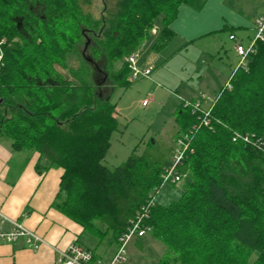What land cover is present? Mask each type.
Returning <instances> with one entry per match:
<instances>
[{
    "label": "trees",
    "instance_id": "obj_1",
    "mask_svg": "<svg viewBox=\"0 0 264 264\" xmlns=\"http://www.w3.org/2000/svg\"><path fill=\"white\" fill-rule=\"evenodd\" d=\"M207 1L116 0L95 19L83 9L91 0H0V36L7 40L0 143L39 153L38 171L41 164L63 170L53 206L91 242L118 245L131 222L147 213L143 227L166 248L157 264H264V42L233 73L232 88L219 91L208 126L181 104L177 121L185 132L177 141L188 149L176 170L187 179L178 199L157 201L175 153L163 158L154 147L143 154L137 147L116 169L103 165L119 128L112 94L130 85L128 58L159 18L157 52L173 39L180 8L199 12ZM87 31L93 54L108 64V96L97 92L98 70L76 53ZM74 55L82 63L77 68L69 62ZM236 134L250 142L234 141Z\"/></svg>",
    "mask_w": 264,
    "mask_h": 264
},
{
    "label": "rangeland",
    "instance_id": "obj_2",
    "mask_svg": "<svg viewBox=\"0 0 264 264\" xmlns=\"http://www.w3.org/2000/svg\"><path fill=\"white\" fill-rule=\"evenodd\" d=\"M115 1L91 0L90 4L83 5V9L95 19H100L114 9ZM215 1L212 2L210 11L192 14L194 20L185 18V26L190 27L197 21L200 22V27H203L201 32L212 33L194 40L191 44L181 38H175L160 51L153 50L158 32L162 28V18L157 20L156 27L150 31V37L143 42L136 54V67L142 72L150 69L151 75L134 79L130 71L127 75L130 85L127 88L118 87L112 94V101L117 104L119 128L112 135L110 150L103 160V165L108 169L114 170L119 167L137 147L138 154H143L147 147H154L163 158L170 157L176 151L177 138L183 137L185 132L184 125H179L177 121L181 104L194 101L201 103L203 109H208L217 98L219 91L232 77L233 72L238 69L241 58L237 55L236 44L242 41L245 46H249L257 31L243 27L237 29L238 27L233 25L238 22L244 23V27L253 26L257 17L264 12V0ZM219 2L221 6L218 5ZM203 18L211 22L208 23ZM233 33L237 37L236 42L230 40V35H234ZM93 38L91 32L87 31L76 53H84L90 65L97 67L99 76L96 82L100 83L97 92L102 96H108L112 88L108 77V64L93 54L92 47L95 46ZM69 62L75 68L82 64L76 55L70 57ZM184 112L187 113L188 110L184 108ZM6 150L11 157L6 163L8 175L4 182L11 185L21 173L19 169L22 165L20 154L15 153L10 144ZM25 154L32 155L30 152ZM41 165L43 168L39 171H47L43 170L46 165ZM57 168L50 167L52 170ZM1 174H4V168L0 169ZM186 180L182 179L176 186L171 182L164 184L157 194L158 203L169 205L178 199L184 190ZM137 239L139 238H135L127 247L128 257L133 251V254L141 255L135 247ZM142 242L143 245L145 244L143 254L146 257L142 254L144 259L153 256L159 258L166 249L150 232ZM104 243L103 250L107 252L113 242L106 240ZM91 245L90 248H93L96 244Z\"/></svg>",
    "mask_w": 264,
    "mask_h": 264
},
{
    "label": "crops",
    "instance_id": "obj_3",
    "mask_svg": "<svg viewBox=\"0 0 264 264\" xmlns=\"http://www.w3.org/2000/svg\"><path fill=\"white\" fill-rule=\"evenodd\" d=\"M213 1L215 0H208L205 7L199 12L188 6H182L178 17L170 26L174 33L173 39L181 38L191 44L194 40L210 34L211 32H201L203 27H200V22L198 24L196 21L192 26L188 27L185 26L184 21L185 18L194 20L192 14L196 15L207 10L210 11ZM218 5L221 6V2ZM203 19L207 20L208 23L211 22V20L206 18ZM235 24L233 26L238 27L237 29L243 27L256 30L255 24L245 27L244 23L235 22ZM207 28L206 30H208ZM8 143H0V169L4 168V174L0 175V264H59L58 260L61 253L65 252L72 244H80L84 248H90L91 244H96L95 247L90 249L95 251L97 260L103 264L110 262L117 250V243L109 246L107 252L104 251L105 243H96L95 241L93 243L88 240L79 224L54 208L53 204L59 192L63 175L61 168L52 170L49 167L45 169L47 171L40 172L37 170V164L40 160L39 153L30 152L32 155L27 156L25 154L27 151H23V153L13 150L15 153L20 154L19 159L22 166H20L19 170L21 173L11 185L4 182L8 175L6 163L11 157L6 150L9 147ZM13 223H18L38 235L44 240V244L34 249L29 247L24 237H19L13 242H8L2 238L1 236L7 235L12 231L14 228ZM145 237L137 239L135 244L141 255L133 254V251L132 255L128 257L126 264L158 263L159 258L163 254L159 258L156 256L148 258L149 260L142 258V254L145 252V244L143 245L142 240Z\"/></svg>",
    "mask_w": 264,
    "mask_h": 264
},
{
    "label": "built area",
    "instance_id": "obj_4",
    "mask_svg": "<svg viewBox=\"0 0 264 264\" xmlns=\"http://www.w3.org/2000/svg\"><path fill=\"white\" fill-rule=\"evenodd\" d=\"M255 28L257 34L252 40V42L249 44V46H245L240 42L236 44L237 55L241 58L238 68H242V67L244 68L247 65L249 56L254 52L255 44L257 42H264V12L256 19ZM154 34L157 33L154 32ZM230 40L236 42L237 37L235 35H230ZM6 44H7V40L0 36V70L5 65L4 60H5ZM128 66L130 71L132 72L134 79H138L140 76L149 77L151 75L150 69H146L144 72H142L136 67V54L128 58ZM231 79L232 77L225 85V87L228 89L232 88ZM213 103L208 109H203L201 103L199 102H191L185 105L189 106L194 113L199 114L200 116L203 115L201 119L202 124L204 126H208L210 124L209 115ZM185 139L187 138L185 137ZM240 139L243 140L244 142H250L249 136H242L240 134H236L234 137V141ZM176 144H177V149L174 154L173 165L162 176V180L164 184L168 182L177 184L182 180V178L179 176L176 170H177V166L180 164L185 152L188 149V145L186 144L184 139H179ZM151 202L153 203L154 200L152 199L150 203ZM147 216L148 214L146 213L139 220L131 222V227L128 230V232H125L119 238L117 251L114 254L112 260L105 264H126L128 262V251H127L128 245L135 238H142L146 236L149 232V228L143 227V223H142L143 218L145 219ZM13 224H14V228L12 229V231L7 235L1 236L8 242H13L17 240L19 237H24L27 240L29 247L31 248L37 249L39 248L40 245L44 244V240H42L38 235L34 234L33 232H31L30 230L26 229L24 226L18 223H13ZM58 262L59 264H103L101 261L96 260L94 258V255L89 250L77 244H72L65 252H62Z\"/></svg>",
    "mask_w": 264,
    "mask_h": 264
},
{
    "label": "flooded vegetation",
    "instance_id": "obj_5",
    "mask_svg": "<svg viewBox=\"0 0 264 264\" xmlns=\"http://www.w3.org/2000/svg\"><path fill=\"white\" fill-rule=\"evenodd\" d=\"M97 69V67H95Z\"/></svg>",
    "mask_w": 264,
    "mask_h": 264
},
{
    "label": "bare ground",
    "instance_id": "obj_6",
    "mask_svg": "<svg viewBox=\"0 0 264 264\" xmlns=\"http://www.w3.org/2000/svg\"><path fill=\"white\" fill-rule=\"evenodd\" d=\"M6 60V59H5ZM202 117V116H201Z\"/></svg>",
    "mask_w": 264,
    "mask_h": 264
}]
</instances>
